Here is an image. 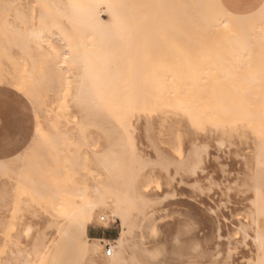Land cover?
<instances>
[{"label":"rangeland","instance_id":"374dc122","mask_svg":"<svg viewBox=\"0 0 264 264\" xmlns=\"http://www.w3.org/2000/svg\"><path fill=\"white\" fill-rule=\"evenodd\" d=\"M38 1L0 0V20L6 19L20 32H25L28 26L37 29L45 0ZM18 10L28 18V26L19 20L16 21L15 12ZM209 11L212 15L215 12L212 6H209ZM145 12L143 13L145 16L157 21L163 18V14L158 9ZM103 18L108 20L107 16ZM147 23H141L138 32L136 31L139 37H132L135 39L132 41L138 42L136 44L140 43L141 46H136L133 42L136 47L132 46L129 52V40L127 39V51L123 54L126 60L115 63L132 66L131 70L127 69V81L142 82V78L147 79L150 76L149 73L159 71L160 76L158 72L156 82L152 80L156 83V85L153 84L155 86L152 82L149 83L150 79L147 80L148 85L143 80V85L146 82L144 87L147 86L148 91H155L154 95H150L152 98L163 96L171 99L170 94L171 97H167L168 93L165 95L160 91L166 88L172 90L171 87L174 90L180 86L182 87L177 94L199 98L198 103L217 96L227 97L222 93L221 95L213 94L216 91L210 95L202 93L204 83L205 90L219 87L218 91L223 89V91H230L228 94L232 95L229 96L232 100H240L241 97V99L248 98L252 103L256 99L263 101L261 97L264 99V95L261 92V95L258 94L262 86L248 84L249 74L241 68L237 71L242 78L236 73L239 80L236 77L229 79L223 76L224 79L220 80V72L217 75L218 67L231 63L230 57L227 58V53L218 51L216 48L207 51L197 46L199 50L194 46L198 51H193L195 53L192 55L187 53V46L179 44L184 41V39L180 40V36L176 43L170 44L171 41H175L172 38L167 44L168 39L164 42L162 38L165 35L160 31L158 32L163 35L160 34L162 38L157 31L149 35L147 31L149 32L150 29ZM144 33L148 36H143ZM49 39L55 46L63 47L64 42L59 35H50ZM43 47L46 49V44ZM143 48L153 51L150 54L158 57L159 62L155 58H152L153 64L143 62L145 59H141L142 54L144 57L147 55V61L150 56L144 51L139 54L138 50L142 51ZM190 48L193 49V47ZM31 51L35 53L34 46H31ZM8 55L11 59L0 52L2 77L0 83V166L4 167L0 169V264H103L108 259L104 255L106 247L116 246V241L122 234L121 223L111 216L109 210L97 211L88 233L77 225L69 234L70 236L64 237L59 234L57 225L65 218V215L54 210L50 199L36 198L20 186L22 178L27 176L41 183H49V187L54 190L79 186L91 196L99 184V176L96 172L97 163L106 156H114L118 159L119 164L116 169L122 174L129 175L133 173L132 170H140L141 178L138 186L142 188L146 184L142 193L149 204L137 206L132 212L141 222V227L126 234L130 243L136 246L135 251L142 264H255L257 263L256 258H261L258 261L264 264V249L260 251L253 241L257 229L264 228V217L262 215L256 217L254 189L256 173L264 170V126H252L245 119L218 122L214 120L215 118L208 116V112L214 111L210 106L208 109L206 107L204 112L201 108L198 109V112H202L198 114L200 119L198 125L192 123L189 117L181 111L147 108L135 113L131 118L130 137L135 141V148L141 159L133 160L119 154L118 145L121 144L122 125L118 117L101 114L87 117L86 121V114L70 97L66 110L60 112L56 107V93L50 91L45 85L40 87L35 100L30 99L13 87L18 76L15 64L24 63L23 53L19 47L15 46L8 52ZM114 56L119 58L122 55L115 54ZM187 56L190 57L191 62ZM220 56L221 60L216 59ZM172 57L175 60L180 58L181 62L178 61V64L184 65L183 67L179 65L181 67L179 68L178 65L175 66L177 61L174 63L173 60H169L175 66L172 67L174 68L172 69L173 74L177 69L180 70V74L177 71L173 76L177 82H175L176 79L161 76L168 69L167 65H171L167 60ZM191 57H195L198 61ZM165 58H167L166 61ZM263 59L255 61L256 64L259 66L264 64ZM147 64L155 65L152 68L150 66L152 72H147L144 66ZM209 65L217 69L214 70ZM262 67L264 69V65ZM207 68L211 70L210 73H206L209 72L208 70L204 71ZM181 69H184L183 72ZM142 70L147 73L142 74ZM221 70L223 72V68ZM129 71L131 74H142L143 76L136 78L133 75L129 76ZM67 76L71 77L72 86H75L74 82L78 80L77 71L69 70ZM150 78L153 77L150 76ZM198 78L202 85L197 80ZM180 79H182L181 84ZM191 79L198 85L196 83L194 85ZM243 80L245 81L241 82ZM216 81L220 83L217 85ZM221 81L222 83L224 81L226 86L220 89V86L224 85ZM170 82H172L169 85L171 87L168 88ZM210 82L215 88L207 86V84L211 85ZM174 83H179V87ZM185 83L193 84V86L189 84L191 87L187 84V88H191H188L189 92L186 90ZM248 85L252 86L249 88ZM234 87L239 90L235 89L237 92H233ZM150 88L154 89L150 90ZM192 89L198 90L194 91L196 94L192 92ZM174 91L176 93V90ZM181 91H184L185 95ZM145 95L150 98L149 94L142 96L145 97ZM203 95L205 99H202ZM183 96L180 98H187ZM211 109L213 111H210ZM177 152L179 155H176ZM189 156H195L194 168L179 169L178 163ZM146 177H149L147 182H145ZM100 217H105V222H101ZM88 238L98 240L95 242L98 250L89 257H83ZM39 248L48 252L43 261L35 253Z\"/></svg>","mask_w":264,"mask_h":264},{"label":"bare ground","instance_id":"6f19581e","mask_svg":"<svg viewBox=\"0 0 264 264\" xmlns=\"http://www.w3.org/2000/svg\"><path fill=\"white\" fill-rule=\"evenodd\" d=\"M42 1L41 3H43ZM209 6H212L215 11L213 15L209 11ZM152 9H158L163 14V18L160 21L143 14L145 11L147 12ZM15 13L17 14V20L15 18L14 19L16 21L19 20L21 23L28 26L29 21L26 15L20 10ZM103 16H107L108 20H104ZM145 19L149 21V24ZM3 20H0V52L3 55H7L11 59L8 52H10L13 47L17 46L23 53L22 60L24 63L15 64L18 76L16 78V82L13 84V87L26 94L30 99L35 100L38 90H40L42 85H45L50 91L56 93V107H58L60 112H64L66 110L68 98L70 97L86 114V121L88 119L87 117H91L93 115H115L121 120L122 125V139L120 142L121 144L118 145L120 148L119 154L128 156L133 160L139 161L141 159L135 148V141L132 137H130V129L132 127L131 118L135 113L147 108L152 110L160 109L164 111H181L189 117L192 123L198 125L200 124L198 114L200 115V113H202L198 112L200 110L199 108H201L204 112V109L206 107L208 109L210 106L214 111L211 109L210 111L213 112H208V116L213 119L215 118L214 120H217L218 122L220 120L229 122L230 120L235 119H245L252 126H264L263 97H261L263 101H258L256 99L253 103L249 102L250 100L248 98L241 99L240 97V100H232L231 97H229L231 94H228L230 91H223L224 89L218 91L219 87H217V85L220 82L216 81L217 85L215 86L217 88H215L211 82V85L207 84V86H212L216 90H205V84L203 83L202 90L204 91H202V93H209L210 95L212 92L216 91L213 94L216 93L217 95H221L222 93V95H227L229 98L217 96L211 99L208 98L209 100L206 99L203 103H198L199 98H190L189 95H186V99H181L180 97L183 95L177 94V91L180 92L179 89H181L182 86L178 89H174L176 90L175 93L173 87L169 86L172 82L168 84L169 87L167 86L168 88L171 87L172 90L164 87L166 89L160 91L161 94L163 93L166 95V93H168L166 95L167 97L171 95V99L164 98L160 95L159 96L161 98H152L150 95H154L155 91H152L153 93L148 91L147 86L144 87V85L148 79H150L148 80L149 83L152 82V85H156V83H153L152 80H156L155 78L158 77L157 73L159 71H153L152 74L149 73V75L153 77L152 79L150 76H145L147 79L142 78V82L127 81V69L131 70L132 66L125 65L123 63H115L118 61L124 62L126 60L123 55L127 51L126 40H129V52H131V47L134 46L133 42L134 44L138 43L132 41V37H139V33H137L138 28L141 27V23L146 22L149 26L147 24L146 25L150 29L148 32V28L146 27V31L149 35L152 34V32L155 33L156 31H160L166 38H162V34L160 32L156 33L159 35L161 34L160 37L164 42L168 39L167 44L172 38L173 41H175H171L170 44L176 43V40H178L180 36V40L184 39V41H181L182 43L179 44L184 47L187 46L188 51L186 48H184V50L192 55L195 53H193V51L197 50L196 48L200 50L197 46H200L202 49L204 48L207 51L216 48L218 51L227 53V58L230 57L231 63L229 65H222L223 67H221L220 65L223 62H220V67H218L219 70H217V75L219 72V75H221L220 80L225 77L229 79L233 77L237 78L240 76L237 69L241 68L249 74L248 77L250 79L247 77V81L249 79L250 82H248V84L251 83L255 86L257 85V87L262 86L261 90L258 91V94L261 95V92L264 95V69L262 67L264 64L259 66L256 64L257 62H255L264 58V2L261 8L257 9L253 13L239 15L227 11L220 4L219 0H45L43 4L42 16L40 17L39 28L37 29L28 26L25 32H20L16 26L9 23L6 19ZM64 22L67 23L65 24ZM143 26L144 25L142 24V27ZM50 35H59L62 42H64L63 47L60 48L55 46L49 39ZM141 35L142 34H140V36ZM145 35L147 34L144 33L143 36ZM151 36L153 37V35ZM155 36L157 37V35ZM183 36L184 38H182ZM44 44L47 46L46 49L43 47ZM31 46L35 47V53L31 51ZM136 46L141 45L139 43L136 44ZM194 46H196V48H194ZM190 47H193V49ZM189 50H192V52H189ZM138 51L139 54H142L144 51V53L151 56H149V61H147V55L144 57L142 54L140 57L143 60L145 59L144 61L142 60L143 62H151L153 64L152 58H155L158 62L160 60L158 57L156 58L150 54L153 53V51H148V49L144 48L142 51L141 49ZM175 52H177V50H175ZM115 54H121L122 56L118 58L114 56ZM193 58L195 59V57ZM193 58L191 57V59ZM166 59L167 58H165V61ZM179 59L176 58L175 60L174 57H172L167 61L173 60L174 63L177 61L175 66L178 65V67L181 68V63L178 64V61L181 60ZM216 59L221 60L222 58L220 56L218 58L216 57ZM154 62L157 63V61ZM189 62H191V60ZM216 63L215 65L219 62L217 64ZM152 64H147L148 66L144 65L147 72H152L150 69ZM172 64L173 63H171V65L169 64L170 67L167 65L168 69H166L161 76L168 79H174L173 76L176 75L177 71V73H179L180 70L177 69L176 72L174 70L175 74H173L172 69L174 68L172 67L175 66L174 64L172 66ZM212 65L209 66L213 68ZM153 66H151V68ZM29 67L31 68L30 70ZM208 68L204 70L209 71L206 73L211 72ZM221 68H223V72H221ZM144 69L145 68H143V70ZM69 70H75L78 73V80H75L74 82L75 86H72V82L70 81L71 77L67 76ZM183 70L184 69H181V72H183ZM145 72L146 71L142 74H145ZM142 74L134 75L131 74V71H129V76L133 75L135 78L142 77ZM158 75L160 76V72ZM222 76L224 78H222ZM180 77L182 76L180 75ZM161 79L163 80V78ZM239 79L237 78V80ZM143 80L146 81L144 85ZM181 80L182 79L179 81L180 84ZM197 80L199 81V78ZM234 80L236 79L234 78ZM245 80L241 82H244ZM1 82L2 77L0 73V83ZM175 82H177V79ZM199 82L201 84V81ZM149 83L147 82L146 85ZM192 83L195 85L196 81H193ZM174 84L177 86L179 83ZM185 84L186 90L189 92V89H191L190 87L193 86V84L189 83L191 86L188 83ZM187 84L190 86L188 87L189 89L187 88ZM221 84H224V81L223 83L221 81ZM141 85L142 87H140ZM196 85H198V83H196ZM151 86L149 85V87ZM224 86L226 85H221L220 89L224 88ZM251 86L252 85H250V87ZM177 87H179V85ZM151 88L150 90L154 89ZM195 88L197 89V87ZM199 88L201 87L199 86ZM235 89L238 88H232V90H234L233 92H237ZM195 90L192 89V92L194 93ZM182 93L185 95L184 91ZM200 93L198 92V94ZM143 94H149L150 98L147 97L148 95H145V97L142 96ZM175 96H177V98ZM253 96L249 97L252 98ZM205 98V95H203L202 99ZM90 113H92V115H90ZM176 155H179V153L177 152ZM195 160V156L184 158L178 163V168L183 170L193 169L196 164ZM118 164L119 161L114 156H106L102 160L98 161V169H96V172H98L99 184L95 187L94 193L91 196L88 195L84 188L79 186L65 190H54L49 187V183H41L35 178L27 176L22 178L20 186L26 192L29 191L31 195L36 198L50 199L49 201L51 202L54 210L65 215V218L57 225L59 234L64 237L69 236L71 231L77 225H80L84 231L88 233L89 227L93 224L97 211L109 210L111 216L121 223L122 234L116 241V246L110 247L111 255L109 257L106 255L105 251L104 255L108 259L105 260L103 264H142L140 257L135 251L136 246L130 243V241L126 238V234L141 227V222L137 220V217L134 216L132 212L137 206H146L149 204L148 200L145 199L142 193V190L146 188V184L142 188L138 186V182L141 178L140 170H132L133 173L129 174L131 176L125 175L116 169ZM0 167V169L4 168L2 166ZM148 179L149 177H146L145 182H147ZM255 179L254 189L256 192V217L261 215L264 217V170L258 171ZM102 219L104 221H102ZM105 219V217H100L101 222H105ZM96 241L98 240H90L88 238V243L83 253V257H89L97 252L98 245L95 244ZM253 241L260 251L264 249V228L259 227L257 229L256 236L253 238ZM35 253L41 261H43L48 255V252L42 248L37 249ZM260 259L261 258H256L257 263H260V261H258ZM260 264H262V262Z\"/></svg>","mask_w":264,"mask_h":264},{"label":"crops","instance_id":"0c3cea01","mask_svg":"<svg viewBox=\"0 0 264 264\" xmlns=\"http://www.w3.org/2000/svg\"><path fill=\"white\" fill-rule=\"evenodd\" d=\"M220 4L233 14H250L259 9L263 0H219ZM70 236V235H69ZM69 241V237L67 238Z\"/></svg>","mask_w":264,"mask_h":264},{"label":"built area","instance_id":"2783aa9c","mask_svg":"<svg viewBox=\"0 0 264 264\" xmlns=\"http://www.w3.org/2000/svg\"><path fill=\"white\" fill-rule=\"evenodd\" d=\"M102 221H104L102 219ZM106 255L109 257L111 255V248L110 247H106Z\"/></svg>","mask_w":264,"mask_h":264}]
</instances>
